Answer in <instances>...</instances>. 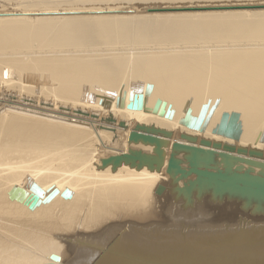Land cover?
<instances>
[{"label": "bare ground", "instance_id": "6f19581e", "mask_svg": "<svg viewBox=\"0 0 264 264\" xmlns=\"http://www.w3.org/2000/svg\"><path fill=\"white\" fill-rule=\"evenodd\" d=\"M115 1L145 5L162 0H0V205H25L9 198L15 181L27 186L36 181L43 188L57 181L59 187H69L73 197L66 199L60 193L49 207L54 202L73 208L85 202L92 207L126 205L133 221L147 224L155 219L160 226L184 228L187 237L195 234L198 239L223 238V230L229 232L235 224L246 229V244L187 246L188 250L183 245L171 247L173 243L165 239L170 248L142 247L144 252L197 253L235 259V264H264V213L212 202L186 205L176 200L165 170L103 165L105 159L130 149L154 152L152 145L130 141L133 131L147 132L138 128L142 124L173 131L166 148L170 154L174 142L181 140L179 120L188 107L197 116L209 101L217 108L203 133L206 137L223 139L212 135V128L224 111H238L243 134L231 142L264 149V11L227 10L264 5H193L186 7L191 11L154 13L146 6H128L139 11L133 14L124 12L127 7H101ZM147 83L154 88L146 107H154L158 98L166 100L174 108L171 120L145 109L116 106L123 87L129 94ZM109 115L115 121H107ZM121 120L125 127L120 126ZM85 145L92 150L86 152ZM159 183L167 185L162 195L155 192ZM42 242L23 243L21 249L16 245L14 254L0 250V259L2 253L9 254L0 264H43L52 252L62 255V264H99L86 255L84 247L71 245L58 251L52 243ZM227 251L233 253L226 256Z\"/></svg>", "mask_w": 264, "mask_h": 264}, {"label": "water", "instance_id": "95a60500", "mask_svg": "<svg viewBox=\"0 0 264 264\" xmlns=\"http://www.w3.org/2000/svg\"><path fill=\"white\" fill-rule=\"evenodd\" d=\"M153 88V84L147 83L143 89L138 88V91L128 94L123 87L116 97V106L135 110L145 109L171 120L174 108L166 100L158 98L154 107H146ZM103 98L100 100L101 104L104 102ZM111 104L110 99L109 106ZM216 108L217 105L211 106L209 101L201 106L196 116L192 114L193 108L189 106L186 115L179 120L180 129L177 135L181 140L174 142L170 154L166 148L170 145L173 131L142 124L138 128L147 132L133 131L130 141L152 145L154 152L130 149L128 153L105 159L103 165L111 164L113 169L126 164L137 168L147 166L152 171L165 170L166 175L171 178L176 200L186 205L212 202L240 205L253 212L264 213V149L231 142L239 141L243 134V122L238 111H224L219 122L212 128L211 134L221 136L223 139L206 137L203 133ZM77 112L83 111L78 109ZM105 119L115 121L113 115ZM119 124L121 127L126 126L123 120ZM186 129L198 134L188 133ZM19 176L20 171L17 172L16 179H19ZM62 189L57 185V181H53L46 188L36 181H31L29 186L15 181L8 190V195L11 200L35 210L42 204L50 203L60 193L66 199L73 197L69 187ZM166 189V184L159 183L155 192L162 195ZM48 258L49 260L43 264H62V255L57 252H52Z\"/></svg>", "mask_w": 264, "mask_h": 264}, {"label": "rangeland", "instance_id": "374dc122", "mask_svg": "<svg viewBox=\"0 0 264 264\" xmlns=\"http://www.w3.org/2000/svg\"><path fill=\"white\" fill-rule=\"evenodd\" d=\"M143 4L144 3L137 2V1L122 2V3H120V1H115L112 4L102 5L101 7L102 8L104 7L112 8V6H114V7L129 8L128 6L139 7V5H141V6L148 7L150 10L148 12H153V13L154 11H168V10H173V12H181L185 10L191 11L190 9H186V7L193 6V5H197L201 7L202 5L205 6L207 4H221V6L223 7L224 6L258 5V4L264 5V0H212V1L204 0V1H199V2L186 1L183 3H180V2L172 3L171 1L162 0L158 2L146 3L145 5ZM174 6L177 7L178 9H174L175 8ZM227 10L229 11H243V10L264 11V7L262 8H235V9H227ZM124 12L127 14H133L139 11L129 8V9L124 10ZM237 39L246 40L245 38H237ZM2 102L3 100L0 99V104H2ZM87 109L89 110L94 109L96 110V112L98 110V108H85V110ZM2 113H3V110L0 109V116ZM125 130H127V128H121V132H124V133L128 132ZM92 148L93 147L91 146L87 147V145H85L84 150L87 152V151L92 150ZM95 150L97 149L94 148V151ZM88 204H89L88 202H85V204L83 205H75L74 208L71 207L72 205L71 206L69 205L71 208L67 209V207L69 206L66 205L67 207H64L65 205L60 204V202H54V204L50 205V207H49V203H46L44 205H40L35 210H30L27 205H17V206L16 205H0V250L2 251L4 250L3 252L6 251L9 254H14L15 253L14 251L18 250V248L16 250V245L19 246V245H22L23 243L25 244V241L27 242L28 240H32L33 241L32 244L37 243V242H42V241H43L42 244L52 243L53 245L52 244L51 245L55 246V248L57 247L58 251L62 250V248L69 249L68 247H71V245L78 247V248L84 247L86 250L85 251L86 255L91 259L97 260L99 264H235V263H232V261H234L235 259L231 261H227V257H222V256L208 257V256L200 255L197 253L187 256L186 255L187 253H171V252L161 254V255H158V254L155 255L152 253H148L147 251L144 252L145 250L142 249V247L147 249L149 246H153L155 250L158 247L159 248L163 247V249L170 248V245H172L171 247L175 245H177V247L178 246L182 247L183 245L184 247V248L182 247L183 249H185L187 246H189L191 249L193 248V246L194 248H196V246L217 248V247H222L223 245L225 246L226 243H232L234 245L236 244L241 245V244H246L247 242L245 238L246 229H245V226L242 224H235L234 227L231 228L229 232H226L223 230L222 232L223 238L220 237V238H215V239H209V237L206 236L203 239H198L199 237L195 234H190L191 236L189 235L187 237L185 235L186 230H184V228L170 230L169 228L160 226V224L157 223L158 221L155 219H150V223H147V224H142L141 220L133 221L132 216H129V213L131 214V212L129 211V208L126 205H120V206L118 205V207L117 206L116 207H111V206L106 207L107 205H97V206L93 205L94 207L93 208L92 205H88ZM104 208H107V209H104ZM121 208H122V211H121ZM92 209L93 211H91ZM64 210L66 212H64ZM155 210L156 209H154V211ZM110 211L113 213L111 214ZM157 211L160 212L158 209ZM108 212L111 215H109ZM62 213L63 214L65 213V214L63 215ZM164 213L166 212L164 211ZM136 215H138V212L137 214L135 212V216ZM127 216H129V218H127ZM108 217L110 218L112 217L111 219L113 221H111L110 218ZM120 217L123 218V223ZM124 219L125 220L128 219L129 221L127 220L125 221ZM134 219H136V217H134ZM124 225H127V226H124ZM225 235H229L230 239H227ZM132 237L136 239L134 240ZM139 237L142 241L139 239ZM192 237L194 238L193 240H192ZM38 238L41 239V241H35V240H38ZM130 238H132L133 240L132 242ZM144 238L146 240H143ZM49 239H51L50 241L52 242H50ZM128 239L130 240L129 243H128ZM165 239L169 243H173V244L168 245L169 243L167 244V241ZM148 240L150 244L148 243ZM55 241L57 242V244L59 243L63 246L60 245V247H58ZM134 241L136 242L135 244H134ZM143 241H145V243L147 242V245ZM28 242L26 244H30L31 241L29 243ZM138 242H140L142 245ZM131 243H133V245ZM161 243H163L164 246H161ZM3 247H6V248L4 249ZM8 247H11V248L9 249ZM189 247H187L186 249L189 250L190 249ZM19 249H21L20 246H19ZM9 250H12V251L14 250V251L10 253ZM229 252L230 254L233 253L231 251H227V254ZM8 253H6L7 255L2 253L3 255L1 254V256L6 257L9 255ZM230 254L226 256H229ZM3 258L1 257L0 261Z\"/></svg>", "mask_w": 264, "mask_h": 264}]
</instances>
